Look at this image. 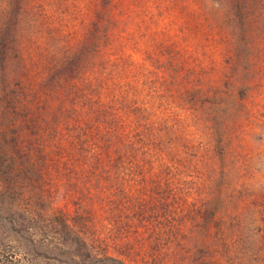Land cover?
Here are the masks:
<instances>
[{
	"label": "rangeland",
	"instance_id": "374dc122",
	"mask_svg": "<svg viewBox=\"0 0 264 264\" xmlns=\"http://www.w3.org/2000/svg\"><path fill=\"white\" fill-rule=\"evenodd\" d=\"M0 264H264V0H0Z\"/></svg>",
	"mask_w": 264,
	"mask_h": 264
}]
</instances>
